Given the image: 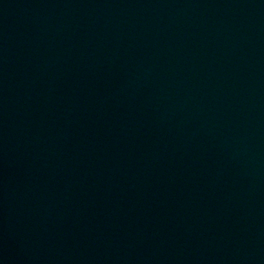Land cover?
Returning <instances> with one entry per match:
<instances>
[{
    "label": "water",
    "instance_id": "water-1",
    "mask_svg": "<svg viewBox=\"0 0 264 264\" xmlns=\"http://www.w3.org/2000/svg\"><path fill=\"white\" fill-rule=\"evenodd\" d=\"M0 264H264V0H0Z\"/></svg>",
    "mask_w": 264,
    "mask_h": 264
}]
</instances>
